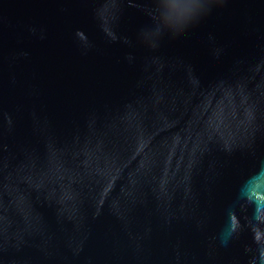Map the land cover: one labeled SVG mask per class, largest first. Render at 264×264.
Wrapping results in <instances>:
<instances>
[{"label":"water","instance_id":"water-1","mask_svg":"<svg viewBox=\"0 0 264 264\" xmlns=\"http://www.w3.org/2000/svg\"><path fill=\"white\" fill-rule=\"evenodd\" d=\"M0 0V264H264V0Z\"/></svg>","mask_w":264,"mask_h":264},{"label":"snow or ice","instance_id":"snow-or-ice-1","mask_svg":"<svg viewBox=\"0 0 264 264\" xmlns=\"http://www.w3.org/2000/svg\"><path fill=\"white\" fill-rule=\"evenodd\" d=\"M202 0H187L189 9L191 10L194 7H199Z\"/></svg>","mask_w":264,"mask_h":264},{"label":"clouds","instance_id":"clouds-1","mask_svg":"<svg viewBox=\"0 0 264 264\" xmlns=\"http://www.w3.org/2000/svg\"><path fill=\"white\" fill-rule=\"evenodd\" d=\"M199 7H194L190 10V15H195L199 11Z\"/></svg>","mask_w":264,"mask_h":264}]
</instances>
